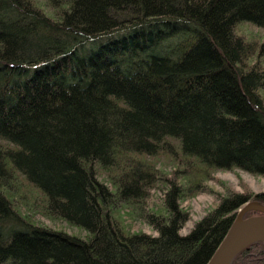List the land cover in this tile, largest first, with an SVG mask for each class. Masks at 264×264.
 I'll return each mask as SVG.
<instances>
[{"label":"trees","instance_id":"16d2710c","mask_svg":"<svg viewBox=\"0 0 264 264\" xmlns=\"http://www.w3.org/2000/svg\"><path fill=\"white\" fill-rule=\"evenodd\" d=\"M244 22L264 28V0H0V264H205L264 204L229 191L179 232L215 170L264 177V39ZM30 195L88 238L34 224ZM229 264H264V241Z\"/></svg>","mask_w":264,"mask_h":264},{"label":"rangeland","instance_id":"374dc122","mask_svg":"<svg viewBox=\"0 0 264 264\" xmlns=\"http://www.w3.org/2000/svg\"><path fill=\"white\" fill-rule=\"evenodd\" d=\"M238 31L247 36H255L259 40L264 39V28L256 27L247 22L240 24ZM251 61L254 62V59ZM259 61L261 65H264V56L261 57ZM259 93L264 98V87L259 88ZM151 162L159 168L160 171L167 174H170L174 167L167 159L162 157V155L151 159ZM94 168L96 178L106 186L110 187L105 178V173H103L96 166V164H94ZM205 186L210 189L211 192H203L181 202V205L188 210L189 215L188 220L185 221L179 231L181 234H185L188 230H190L192 225L208 210L213 208L217 204L219 198L227 194V192L235 191L246 194H254L264 191V177L252 175L237 168L230 170H215L212 173V178L205 181ZM162 188L163 186L160 183H157L156 186L150 190L149 196L146 200L149 208L160 204ZM28 201L32 206L31 209L26 212L29 214V218L34 224L42 225L52 230L62 231L81 239L88 238L87 232L80 227L69 224L65 220L49 218L48 216L42 214L40 212V206H38L42 201L39 196H35V198L31 196ZM120 216L122 217L123 223L129 232L142 231L151 235H156V232L143 221L135 220L134 216L130 215L128 210H121Z\"/></svg>","mask_w":264,"mask_h":264},{"label":"water","instance_id":"95a60500","mask_svg":"<svg viewBox=\"0 0 264 264\" xmlns=\"http://www.w3.org/2000/svg\"><path fill=\"white\" fill-rule=\"evenodd\" d=\"M247 211L257 213L244 217ZM256 241H264V204L250 200L236 210L230 226L205 264H229L241 249Z\"/></svg>","mask_w":264,"mask_h":264}]
</instances>
